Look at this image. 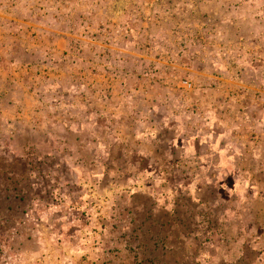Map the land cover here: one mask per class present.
I'll list each match as a JSON object with an SVG mask.
<instances>
[{
	"label": "rangeland",
	"instance_id": "1",
	"mask_svg": "<svg viewBox=\"0 0 264 264\" xmlns=\"http://www.w3.org/2000/svg\"><path fill=\"white\" fill-rule=\"evenodd\" d=\"M0 264H264V0H0Z\"/></svg>",
	"mask_w": 264,
	"mask_h": 264
},
{
	"label": "crops",
	"instance_id": "2",
	"mask_svg": "<svg viewBox=\"0 0 264 264\" xmlns=\"http://www.w3.org/2000/svg\"><path fill=\"white\" fill-rule=\"evenodd\" d=\"M154 165V164H153Z\"/></svg>",
	"mask_w": 264,
	"mask_h": 264
}]
</instances>
